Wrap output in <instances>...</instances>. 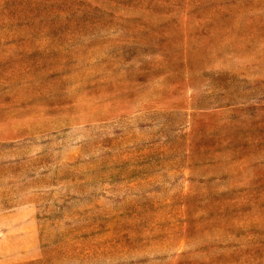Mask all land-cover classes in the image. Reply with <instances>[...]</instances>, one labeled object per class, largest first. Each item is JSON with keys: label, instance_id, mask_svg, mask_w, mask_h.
I'll return each instance as SVG.
<instances>
[{"label": "rangeland", "instance_id": "1", "mask_svg": "<svg viewBox=\"0 0 264 264\" xmlns=\"http://www.w3.org/2000/svg\"><path fill=\"white\" fill-rule=\"evenodd\" d=\"M0 264H264V0H0Z\"/></svg>", "mask_w": 264, "mask_h": 264}]
</instances>
